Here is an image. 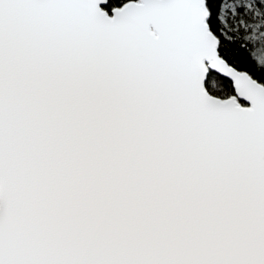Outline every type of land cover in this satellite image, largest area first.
Segmentation results:
<instances>
[{
    "label": "snow or ice",
    "instance_id": "6c2138e0",
    "mask_svg": "<svg viewBox=\"0 0 264 264\" xmlns=\"http://www.w3.org/2000/svg\"><path fill=\"white\" fill-rule=\"evenodd\" d=\"M0 264H264V0H0Z\"/></svg>",
    "mask_w": 264,
    "mask_h": 264
}]
</instances>
